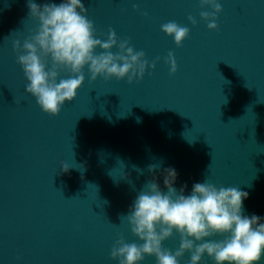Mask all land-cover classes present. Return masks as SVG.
<instances>
[{
  "label": "water",
  "instance_id": "water-1",
  "mask_svg": "<svg viewBox=\"0 0 264 264\" xmlns=\"http://www.w3.org/2000/svg\"><path fill=\"white\" fill-rule=\"evenodd\" d=\"M27 2L0 0V264H118L110 257L118 233L142 243L121 216L153 177L167 191L169 167L177 192L186 185L189 195L205 179L236 186L248 193L242 214L264 217V0H218L216 29L200 18L211 9L199 0H81L97 38L111 28L155 67L128 83L90 80L86 65L76 96L55 116L25 92L12 48L38 27ZM168 21L189 28L180 46L161 31ZM150 164L160 167L150 173ZM178 245L175 230L162 242ZM188 260L185 252L180 264ZM199 264L214 262L204 255Z\"/></svg>",
  "mask_w": 264,
  "mask_h": 264
},
{
  "label": "clouds",
  "instance_id": "clouds-1",
  "mask_svg": "<svg viewBox=\"0 0 264 264\" xmlns=\"http://www.w3.org/2000/svg\"><path fill=\"white\" fill-rule=\"evenodd\" d=\"M203 9L207 5L211 11H200L201 19L207 21L208 29H216L217 13L222 11L218 0H199ZM28 16L38 21V27L23 40L12 41L16 62L22 67L28 83L25 92L36 99L40 108L55 116L65 101H71L84 81L82 69L87 65L89 79L101 76L104 80L127 77V82L143 77L146 66L155 67L144 59L145 53L134 51L129 39H119L115 31L108 29L107 38L96 37L93 21L85 15L86 8L81 0H63L59 4H37L28 0ZM133 9L137 5L133 4ZM142 15H147L142 12ZM188 21L195 26L197 20L189 15ZM161 31L172 36L180 46L189 35V28L168 21L161 25ZM102 51L96 52L95 50ZM117 51L113 53L111 49ZM50 58L51 64L48 66ZM159 59V57H157ZM169 73L174 74L177 64L170 51L165 58ZM61 71L69 73L60 77ZM160 164H150L151 173ZM69 167L61 163V170ZM124 173L122 178H126ZM177 177L174 168L163 170V192L155 177L148 180L139 191L126 220L131 233L142 243L126 242L118 233L110 250V257L118 264H137L145 256H154L155 264H180L185 252L189 253L187 264H199L207 255L214 264H259L264 257V217L242 214L246 191L236 186L217 187L205 179L195 183L191 193L184 195V187L179 192L173 187ZM179 234V245L173 251L162 246V242ZM222 239H211L214 236Z\"/></svg>",
  "mask_w": 264,
  "mask_h": 264
}]
</instances>
